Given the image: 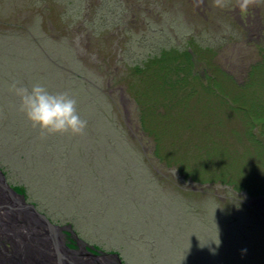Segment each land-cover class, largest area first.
Instances as JSON below:
<instances>
[{
	"label": "rangeland",
	"instance_id": "obj_1",
	"mask_svg": "<svg viewBox=\"0 0 264 264\" xmlns=\"http://www.w3.org/2000/svg\"><path fill=\"white\" fill-rule=\"evenodd\" d=\"M236 3L237 0H219V4L217 0H0V37L17 47L18 34L25 48L21 54L18 47L16 58L0 40V117L7 115L10 122L0 126V163L28 161L26 179L14 165L10 169L12 184L27 189V202L37 203L53 223L71 225L82 244L118 253L125 264H264V195L257 191L259 194L253 196L216 182L196 183L179 173L170 160H180L177 163L190 172L199 164L191 156L195 141L210 140L215 130L229 136L232 130L243 131L244 118L233 113L232 99L225 94H245L237 86L249 83L253 64L264 61V0H255L246 12L237 10ZM45 26L53 40L71 48L72 57L65 56V62H61L66 64L62 70L69 75L33 76L32 71L39 68L33 51L41 47L44 53L49 52L41 40L47 34ZM140 46L142 49H136ZM169 49L176 51L172 57L183 66L179 67V76L185 79L187 75V85L199 89V80L207 83L217 79L227 87L224 94L214 84L211 87L215 98L190 101L191 120L196 121L194 127L204 136L188 133V128L187 132L176 128L173 133L178 145L159 134L158 139L151 132L161 129L159 116L167 112L176 118L180 107L169 108V95L165 98L159 94L163 107L169 110L150 108L149 98L143 97L149 82H141L140 76L133 77L129 71L142 68L145 61L151 64L154 57ZM186 50L196 53L193 63L186 64L188 59L181 55ZM45 55L48 59L49 53ZM51 56L56 60V55ZM49 63L54 65V61ZM77 66L85 73H75L79 71ZM196 74L201 79L192 78ZM224 74L232 77L235 84ZM263 76L264 69L251 75L259 83L254 82L256 88H247L248 101L254 89H258L256 96L260 99L255 105L247 104L262 109L253 111L252 125L264 148V116L258 117L264 113V86L260 83ZM71 79L84 85L90 83L114 105L111 122L121 126L124 133H120L123 139L116 138L118 145L113 152L107 140L102 146L106 150H101L102 137L97 134L95 141L91 136L93 131L100 134L104 121L99 117L90 125L86 118L91 117L87 91ZM13 81L29 88L39 82L52 93L73 96L79 114L88 122L84 133L41 138L17 110L18 98L9 91ZM182 90L184 87L180 93ZM199 93L203 97L201 90ZM214 115L222 122L217 127L215 120L210 121ZM211 144H205V148ZM229 145L238 151L250 147L237 140ZM255 160L245 158L238 167L243 173L241 181L247 179L254 191L264 189V163ZM83 187L85 191L80 195ZM100 187L106 189L105 197ZM106 201L113 203L103 212ZM216 236L219 247L213 243ZM67 240L66 237L64 243L76 250L75 242Z\"/></svg>",
	"mask_w": 264,
	"mask_h": 264
},
{
	"label": "trees",
	"instance_id": "obj_2",
	"mask_svg": "<svg viewBox=\"0 0 264 264\" xmlns=\"http://www.w3.org/2000/svg\"><path fill=\"white\" fill-rule=\"evenodd\" d=\"M50 1L52 2L54 0H50ZM48 9L51 11L52 7L48 6ZM47 26H48V24H47ZM7 30H9V29H7ZM45 32H47L48 35L46 34V37L45 36L41 37V40L43 41L42 42L44 44L43 46H46L49 48L48 49L49 52L45 51V53H44L41 50V47H36L35 51H33L36 54V55L35 54L33 55V58H35L36 62L38 61L37 64L39 67V68H36L35 72L32 71L33 76L47 77V76L69 75L70 73L68 74L67 72L62 70V68L64 66H66V64L61 63V62H65L63 60V58H65V56H66V58L72 57V55L69 52L71 48L68 45L66 46L60 40L59 41L53 40L51 38L48 27L46 28V26H45ZM13 35H15V34H13ZM16 35H17L16 36L17 37V47L12 46V44H10V42L5 43V41L1 37H0V40H1V42H4L3 44H4V47L6 49L10 48L14 52V55L17 58L18 57V54H17L18 47L21 51V54L25 48H24V46L22 48V44H21L22 39H19L20 37L18 36V34H16ZM21 37H23V36H21ZM46 41L49 42L48 46L46 44ZM43 46H42V48H43ZM6 49H5V51L8 52ZM136 49L140 50V49H142V46L136 47ZM173 51H174L173 49H169L167 51H164V53L161 52L160 55L153 58L154 60L151 64L150 63L147 64V61H145L143 63L142 68L136 67V68H132L133 70H129V71H132L133 77H135V76L139 77L140 76L141 82H144L145 80H147V82H149V85L146 84V86H145L146 92H144L143 97L146 96L147 99L149 98V100H150L149 102H150V106H151L150 108L155 109V108L163 107L164 101L160 100V96L166 98V95H169V98H170L169 101H171V103L169 104V108L173 109V108L180 107V108H178L179 113H177L176 118L171 116L170 114H167V112H166L165 116H159V118L162 119V120L158 121V123H160V125H161L160 126L161 129L159 128L160 129L159 132H156L155 130H153L151 132V134H153L155 136H157V134H159V135L164 136L165 138L168 137V138L172 139L171 142L176 143V137L174 136L173 131L176 128L178 129L179 127H180L179 130L183 129L184 131H186L185 129L188 128V133L189 132L190 133L191 132L201 133V138L204 136V132L202 133L201 131H199V129L194 127V124L196 121L191 120V117H190L191 112L189 110L192 109V106L190 105V101L194 100V99L198 100V98H204V99H209V97L211 99L215 98L214 89L211 87L214 84H217V87L219 88V90L221 92H223L224 94L226 93L227 87H223L221 84V81L217 82V79H215V80L210 79L207 83H204L203 81L199 80V82H200V83H198L199 89L196 88L195 86L193 87L189 84L187 85V82L185 80V79H187V75L184 76L185 79L179 76V73L181 72L179 67L182 68L183 66H181V64L175 63L177 60L174 57H172V55L176 51H174V52ZM46 53H49L48 59H47V56L45 55ZM51 55H56L55 56L56 60H54V57ZM181 55L183 57H186V59H188L189 62L186 64H190V63H193V61H191V60H193L195 58L194 56H196V53L193 51V54H192L189 50H186L185 52L181 53ZM23 60L24 59H23V55H22V61ZM49 61L51 63H53V61H54V63H53L54 65H51L49 63ZM261 62L253 64V66L251 67V71L249 72L250 77L253 73L260 71L261 69H264V61L262 63ZM173 63H175V65ZM75 67H76V65H75ZM77 69L79 70V71L76 70L75 73H77V74H79V72L80 73L84 72L81 70L80 66L79 67L77 66ZM185 71H186V68L183 69V72H185ZM218 72L220 73L221 71L218 70L217 73ZM75 73H72V70H71V74H75ZM223 76H225L226 79L229 80L231 84H232V82H233V84H235L234 79L232 77H228L226 74H224ZM250 77L248 79L249 83L244 84L241 87L237 86V89L245 90V94H240L239 96L233 94V95H230V97L228 96L227 93L225 94L227 96V98H229V100L232 99L233 105L230 104V107H231V109H233L232 110L233 113H235V115L241 114L244 118V120H242V124H243L242 125V129H243L242 133H239L235 130H232L231 135L229 136L228 133L223 134V131L219 129L220 131L215 130L216 131L215 135L212 134L210 136V140L204 138L203 141H201L202 139L195 141V143H193V146L191 147V153H192L191 156L196 161H198L199 164H196L195 170L191 169L190 172H188V170H185L183 165H180L177 163V162H180V160L179 161L178 160L173 161L172 159H170L172 164L175 167H177L178 172L179 173L181 172V174H183L184 177H187V179L190 178V180L195 181L196 183H203V184H212L214 182L220 183L222 185L224 184L226 186H231L233 189L235 188L237 190H243L244 192L246 191V193H249L253 196H255V193H257V191H259L260 193H262V195H264V189L263 188L257 189L254 191L252 189V186L250 187L248 185L249 183H247L248 182L247 179L246 180L244 179V181H241L243 173H241L240 170L238 169V167L241 166L240 162H242L243 160H245V158H248V157L251 159L253 158L254 160L255 159L258 160L259 163H261V164L264 163V148L261 146L262 144L260 143V140L258 139V137L256 135H254L253 125H252V122L253 123L255 122L253 111H255V109H258V110H256V112H258V111H261L262 109L260 107L252 106V108H251L250 106H248V104H250V105L251 104H253V105L257 104L258 99H260L256 96V91L258 89H254L252 91V93H251L252 99L250 101H248V98H247V97H249V93L247 92V88L253 89V88H256L258 86L254 83L257 80V77L255 79L250 78ZM192 78H194L195 80L197 78L201 79L199 74L194 75ZM71 80H72V83H74L75 85H78V86L81 85L83 87V89H85L87 91L88 95L86 98L88 100V104L91 105V114H90L91 117H86V118L89 120L90 125L92 126L93 125L92 122L96 118H99V117L104 121L103 130H101L100 134L93 131L91 133V136H93L95 141H97V139H96L98 137L97 134L102 137V145H99L101 150L104 149L102 146L104 145L105 140H107L108 146L110 149H112V152H113L116 148V145H118L116 142L117 141L116 138L119 137V138L123 139V137H122V135H120V133H121V131H122V133H124L123 130L121 129V126L113 125V122H111L112 121L111 118H113V116H114L113 115V111H114L113 106L114 105L109 102L110 100L108 99V97H106L104 95V93H102V92L100 93L98 90L94 89L90 83L85 82V85H84L82 83V81H77L75 79H71ZM95 80L99 81V77H97V79H95ZM256 83H259V82L256 81ZM260 83H262L264 86V76L260 78ZM182 87H184V90H182V92H181L182 94H181L180 89H182ZM200 90H201V94H203V97H201L199 95ZM178 93L180 94L179 96H177ZM95 94L100 98V100H97ZM159 94H160V96H159ZM211 99H209V100H211ZM165 101H167V99H165ZM219 102L221 103L222 101L219 99ZM219 102L217 104H219ZM0 103H1V99H0ZM207 103H208V101H207ZM194 106H195V104H194ZM163 108H164V110H165V108L167 110H169V108L167 106H164ZM180 111H181V114H180ZM191 111H193V110H191ZM198 114H200V113H198ZM9 116H10V114H9ZM263 116H264V113H262V116H258V117L262 118ZM14 117L15 118H21L20 116H14ZM214 117H216V118L214 119ZM1 119H2V121H0V126H2V125L6 126L8 123L10 124L9 120L7 119V115H4ZM214 120L216 121L215 125L217 127L219 125V121H220L219 118L217 117V115H214L213 118L210 119V121H214ZM15 121H18V120H15ZM220 123H222V122L220 121ZM2 127H4V126H2ZM167 128H171V130H167ZM263 134H264V131H263ZM116 135H118V136H116ZM157 138L159 139L158 136H157ZM232 140H237L238 142L243 141V142H245V144L250 145V147L247 146L245 148L246 150L244 149L243 151H238L236 148L229 145V142ZM210 141L212 142V144H211V146L209 145V147L206 149L205 144L211 143ZM122 143L125 144V141H123ZM176 144L178 145V143H176ZM194 146H195V149H194ZM38 147H39V145L35 144V148L39 149ZM104 150H106V149H104ZM252 154L254 155V157L252 156ZM182 156H186V155H181V157ZM201 160H203V161L201 162ZM237 160H239V162H237ZM11 165H14L19 170L18 172L21 173V178L26 179L27 176L25 175V170L30 168L29 163H28V161L16 162V161H11V160L6 162V164L0 163V171L4 173L6 181L8 180L7 183H9V185L14 189V191L16 193H19L20 195L21 194L24 195L25 199L28 200L29 197H28V193L26 192L27 189L25 187H22L21 185L17 186L15 184H12L13 183L12 178H11L12 175L10 172L11 171L10 170ZM250 177H252V176H250ZM27 180L29 181V178ZM249 180H251V178H249ZM41 182L44 185V181H41ZM76 182H77V180H76ZM44 186H46V185H44ZM82 189L83 190L80 189L81 190L80 195H82L83 191H85L84 187ZM100 189H101V192L103 194L102 197H105L104 191H106V189H104L103 187H100ZM257 194H259V193H257ZM48 196H49V194H48ZM49 198H50V196H49ZM61 202H62V200H61ZM106 202H107L106 204L104 203V208L100 207L102 209V211L105 210L109 204L113 203V201H111V202L106 201ZM34 204H35L36 208L38 209V211L41 212L39 210V206L37 205V203H34ZM41 213H44V212H41ZM44 214L47 216L46 213H44ZM47 217L49 218V216H47ZM49 220L51 221L50 218H49ZM51 223L54 224L52 221H51ZM66 237L68 238L67 242L69 243V241L72 239L70 238L69 235H67ZM72 242H74V241L72 240ZM70 244H73V243H70ZM69 247H70V245H69ZM118 255H120V254H118ZM125 256H127V255H125ZM122 263L125 264L124 261H122Z\"/></svg>",
	"mask_w": 264,
	"mask_h": 264
},
{
	"label": "water",
	"instance_id": "obj_3",
	"mask_svg": "<svg viewBox=\"0 0 264 264\" xmlns=\"http://www.w3.org/2000/svg\"><path fill=\"white\" fill-rule=\"evenodd\" d=\"M0 196H4L13 204V208L6 206L8 210L12 209L14 212V214H10L12 219L16 220L20 214L24 217L20 224L24 225L29 238L35 239V253L27 248L26 244L19 245L21 247L16 249L8 247L7 243L10 242L5 236L7 228L5 222L0 218V231L5 236L0 242V264H26L31 257L32 264L34 261L36 264H110L112 262L123 264L117 253H105L92 246L82 244L70 225L52 224L44 213L38 211L34 203L27 202L24 195L14 191L1 171ZM4 229L6 230L4 231ZM67 235L75 242L76 250L64 243ZM17 240L19 241V239Z\"/></svg>",
	"mask_w": 264,
	"mask_h": 264
},
{
	"label": "clouds",
	"instance_id": "obj_4",
	"mask_svg": "<svg viewBox=\"0 0 264 264\" xmlns=\"http://www.w3.org/2000/svg\"><path fill=\"white\" fill-rule=\"evenodd\" d=\"M254 2L237 0L235 7L246 12ZM9 91L18 98L17 110L23 114L30 127L38 131L41 138L57 134L78 136L84 133L88 122L79 114L77 100L67 92L52 93L39 82L29 88L18 81L10 84ZM213 243L219 247L218 236Z\"/></svg>",
	"mask_w": 264,
	"mask_h": 264
},
{
	"label": "bare ground",
	"instance_id": "obj_5",
	"mask_svg": "<svg viewBox=\"0 0 264 264\" xmlns=\"http://www.w3.org/2000/svg\"><path fill=\"white\" fill-rule=\"evenodd\" d=\"M0 206H2L0 208V218L5 222V226L7 228V230L4 229V231L6 230L5 236L8 237L7 241L10 242V243H7L8 247L11 246L14 249H16V248L21 247L19 245L26 244L28 246L27 248L31 249L32 252L35 253V250H34L35 249V246H34L35 239L32 240V238H29V234H26L24 225L20 224L22 223L24 217L20 214L19 216L16 217L15 221L12 219L10 214L11 213L14 214V212H12V209L8 210L6 206H10L11 208H13V204L9 202L8 199H6L4 196H0ZM22 234L24 235L21 236ZM5 236L2 235L0 231V242L3 241V238ZM13 237H15L16 239H14ZM17 239H19V241ZM24 251H25V248H24ZM30 257H31V253H30ZM31 259L32 257L28 259L29 261H27L26 264H32L33 262ZM34 264H36L35 261H34Z\"/></svg>",
	"mask_w": 264,
	"mask_h": 264
}]
</instances>
